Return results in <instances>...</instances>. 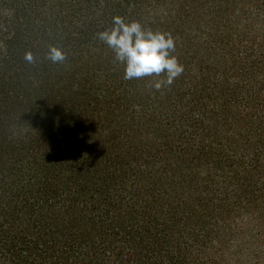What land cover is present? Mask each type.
Instances as JSON below:
<instances>
[{
	"label": "trees",
	"instance_id": "1",
	"mask_svg": "<svg viewBox=\"0 0 264 264\" xmlns=\"http://www.w3.org/2000/svg\"><path fill=\"white\" fill-rule=\"evenodd\" d=\"M117 16L171 86L124 78ZM0 264H264V0H0Z\"/></svg>",
	"mask_w": 264,
	"mask_h": 264
},
{
	"label": "clouds",
	"instance_id": "2",
	"mask_svg": "<svg viewBox=\"0 0 264 264\" xmlns=\"http://www.w3.org/2000/svg\"><path fill=\"white\" fill-rule=\"evenodd\" d=\"M97 39L114 53V59L124 65V78L144 79L158 77L151 87L156 90L171 86L185 71L184 65L172 53L176 42L169 33L145 29L137 21L126 22L122 17L113 18L111 29L97 33ZM48 58L62 62L65 54L59 48H50ZM29 63L31 53L25 54Z\"/></svg>",
	"mask_w": 264,
	"mask_h": 264
}]
</instances>
